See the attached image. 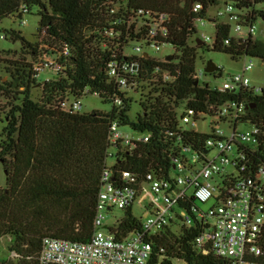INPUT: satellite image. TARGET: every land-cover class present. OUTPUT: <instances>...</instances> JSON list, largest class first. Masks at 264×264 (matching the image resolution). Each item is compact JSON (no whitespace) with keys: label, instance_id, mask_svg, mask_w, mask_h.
<instances>
[{"label":"trees","instance_id":"16d2710c","mask_svg":"<svg viewBox=\"0 0 264 264\" xmlns=\"http://www.w3.org/2000/svg\"><path fill=\"white\" fill-rule=\"evenodd\" d=\"M222 2L232 3L249 14L245 19L264 21V0H129L126 6L122 5L120 13L124 8H142L167 14L170 24L166 41L177 54L170 62L155 57L144 59L139 77L148 91L144 85L138 99L124 98L123 104L116 106L112 99L120 92L109 81L106 64L120 54L109 44L103 46L101 32L119 14L109 13L108 0H0V23L6 18L16 21L23 5L29 14L35 9L38 17L33 42L20 30H2L5 40L19 45L17 49H0V95L6 99V107L1 109L5 125L0 162L6 186L0 188V239L10 237L8 250L18 255L1 264H39L46 236L78 242L89 239L112 121L150 135L148 142L134 150H117L114 168L118 170L167 175L180 144L201 145L206 135L181 132L184 110L206 111L208 102L233 96L217 92L204 81L197 83L193 77L200 53L209 50L206 44L193 40L197 31L194 21L197 17L210 19L208 9ZM196 3L202 6L197 12L193 10ZM116 28L125 42L131 38L139 40L146 32V26H141L134 34L133 24L126 30L125 18ZM44 29L46 34L40 39ZM216 30L213 51L235 61L244 56L264 61V36L245 41L232 39L225 45L229 25L219 23ZM64 45L70 48V55L64 58L65 69L55 78L40 81L33 71V62L42 47L57 52ZM164 72H169L172 79L163 81ZM35 88L40 90L37 99L32 96ZM85 89L97 92L111 109L73 113L58 108L59 98L79 97ZM250 99L255 104L253 110L262 112L264 87ZM132 104L138 106L133 116ZM121 214L114 224L118 238L140 229V217L132 207L121 210ZM200 229L198 221L186 226L178 216L170 226L149 237L151 252L147 264H231L226 258L196 250L193 240Z\"/></svg>","mask_w":264,"mask_h":264},{"label":"built area","instance_id":"2783aa9c","mask_svg":"<svg viewBox=\"0 0 264 264\" xmlns=\"http://www.w3.org/2000/svg\"><path fill=\"white\" fill-rule=\"evenodd\" d=\"M128 2L108 0L109 13L119 14V17H114L101 32L103 46L109 44L120 54L106 64L109 81L120 92L112 99L116 106L122 105L124 98L140 94L145 84L139 77L144 70V59L155 57L170 62L177 54L166 41L169 16L142 8H124L120 13V7ZM201 7L196 3L193 10L197 12ZM28 12L27 6H21L17 19L21 25L26 24ZM248 16L232 3L222 2L215 7L210 19H195L197 31L193 40L213 48L219 23L230 27L229 37L223 40L225 45L232 39L255 38L256 22L245 19ZM121 18L126 19V30L134 25V34L141 26H146L145 36L139 40L131 38L128 42L122 40V32L116 28ZM205 26H211L213 32L199 30ZM45 34L44 29L40 39ZM5 38V32L1 31L0 40ZM166 46L172 51L157 57L155 54ZM47 49L42 47L33 62L37 78L44 71L58 74L66 67L64 58L70 55L67 45L57 52ZM247 58L250 59L243 62L239 71L226 76L221 65L215 64L216 70L207 73L204 70L206 62L202 67L196 63L193 77L197 83L204 81L217 92L233 97L208 102L206 111L184 110L180 117L181 132L187 130L206 136L201 145L199 142L180 144L179 151L172 156V167L167 175L115 169L118 149L134 150L148 142L150 135L134 132L117 120L112 121L106 137L105 164L100 174L91 236L85 242L44 237L39 264H147L151 252L149 237L170 226L178 216L186 226L194 220L200 223L201 229L193 240L198 252H211L228 259L231 264H264V110H253L255 104L250 98L259 94L262 86L251 82L249 73L254 65L251 57ZM171 79L169 72L162 73L163 81ZM89 95L99 96L85 89L79 97L59 98L57 106L64 112H82L83 98ZM212 199L214 204L207 211L198 205V202L205 204ZM127 207L140 210V229L118 238L114 229L118 218L111 214L114 209ZM109 218L114 221L112 225L105 223ZM10 256L16 258L18 255L11 251Z\"/></svg>","mask_w":264,"mask_h":264},{"label":"rangeland","instance_id":"374dc122","mask_svg":"<svg viewBox=\"0 0 264 264\" xmlns=\"http://www.w3.org/2000/svg\"><path fill=\"white\" fill-rule=\"evenodd\" d=\"M264 6V2H263ZM215 7H210L208 9L207 15L209 18L214 16V11ZM26 19V24L21 25L18 20L14 21L11 18H6L1 21L0 23V32L4 29H8L10 27L20 30L22 35L27 38L29 41L33 42L36 40L35 36L33 34L36 33V28H37V21L38 17L35 15V9H32V13L28 14L25 16ZM200 31H205L208 33L213 32V28L211 26H205L203 28L200 27ZM264 36V21L262 20H257L256 21V32H255V37L257 38H263ZM18 43H12L9 40H0V49H17L18 48ZM172 49L169 46H166L160 51L159 53H156L155 55L157 57H162L165 53L171 52ZM12 54L8 56L10 58ZM6 57V56H5ZM250 58L247 57H242L238 60H232L229 56L213 51L211 48L209 50H205L202 53H200V58L197 61V66L202 67V65L207 62L208 60L213 61L217 65H221L224 67V73L223 75L226 76L228 74L235 73L239 71V69L242 67L243 62L249 60ZM252 63L254 65L252 71L249 73V76L251 78V82L254 85L257 86H262L264 87V61H261L256 58H251ZM0 76H3V73L0 71ZM40 81H43L45 79H50V78H55L56 74L50 71H44L38 76ZM206 78L210 79V76L207 75ZM222 79L218 80V83H221ZM145 85V92L148 91V88ZM40 95V90L38 88H35L32 90V96L34 99H37L38 96ZM139 95H134V99H138ZM83 105L84 109L83 111H92V110H98V111H103V112H108L111 109V105L108 102H103L100 98L97 96H86L83 98ZM6 107V99L0 95V142L3 140L4 136L2 135V129L5 125V120L3 113L1 111L2 108ZM138 109V106L136 104L131 105V113L130 115L133 116L134 111ZM127 130V128H125ZM111 163V160H109V164ZM6 186V174L5 170L3 167V164L0 162V188H5ZM214 204V200H210L207 203L203 204L198 202V205L205 211L209 210ZM135 214L137 216L141 215V212L139 209H135ZM115 216L116 218L121 217V210L114 209L113 213L111 214ZM106 224H113L114 221L112 219H106L105 220ZM10 244V241L8 240V236L2 237L0 239V264L2 261L10 259L14 260V256H10V252L8 250V246ZM175 264H180V263H175Z\"/></svg>","mask_w":264,"mask_h":264},{"label":"water","instance_id":"95a60500","mask_svg":"<svg viewBox=\"0 0 264 264\" xmlns=\"http://www.w3.org/2000/svg\"><path fill=\"white\" fill-rule=\"evenodd\" d=\"M197 43H198V44H201V41H200V40H197ZM204 70H205V72H207V73H210V72L216 70V65H215V63H214L213 61H211V60H208V61L206 62V66H205Z\"/></svg>","mask_w":264,"mask_h":264},{"label":"crops","instance_id":"0c3cea01","mask_svg":"<svg viewBox=\"0 0 264 264\" xmlns=\"http://www.w3.org/2000/svg\"><path fill=\"white\" fill-rule=\"evenodd\" d=\"M8 240L10 241V237H8ZM1 262V261H0Z\"/></svg>","mask_w":264,"mask_h":264}]
</instances>
